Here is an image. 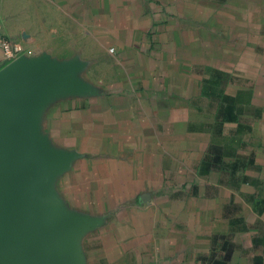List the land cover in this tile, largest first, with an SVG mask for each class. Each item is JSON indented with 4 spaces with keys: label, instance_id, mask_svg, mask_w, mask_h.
<instances>
[{
    "label": "crops",
    "instance_id": "0c3cea01",
    "mask_svg": "<svg viewBox=\"0 0 264 264\" xmlns=\"http://www.w3.org/2000/svg\"><path fill=\"white\" fill-rule=\"evenodd\" d=\"M2 38L58 75L17 102L46 165L12 211L0 158V264H264V0H0Z\"/></svg>",
    "mask_w": 264,
    "mask_h": 264
},
{
    "label": "water",
    "instance_id": "95a60500",
    "mask_svg": "<svg viewBox=\"0 0 264 264\" xmlns=\"http://www.w3.org/2000/svg\"><path fill=\"white\" fill-rule=\"evenodd\" d=\"M50 66L45 58L37 64L33 58L18 57L0 70V158H7L12 165L27 170L25 189L12 211L31 199L46 165L27 128L17 118V102L38 83L58 75Z\"/></svg>",
    "mask_w": 264,
    "mask_h": 264
},
{
    "label": "built area",
    "instance_id": "2783aa9c",
    "mask_svg": "<svg viewBox=\"0 0 264 264\" xmlns=\"http://www.w3.org/2000/svg\"><path fill=\"white\" fill-rule=\"evenodd\" d=\"M0 48L2 49L3 56L6 59L15 58L21 52V43L19 41L2 38L0 40ZM112 50V48H110Z\"/></svg>",
    "mask_w": 264,
    "mask_h": 264
},
{
    "label": "rangeland",
    "instance_id": "374dc122",
    "mask_svg": "<svg viewBox=\"0 0 264 264\" xmlns=\"http://www.w3.org/2000/svg\"><path fill=\"white\" fill-rule=\"evenodd\" d=\"M14 41H17V40H14ZM93 44V43H92ZM92 44H91V46H92ZM92 48V47H91ZM20 55V56H19ZM19 55H17L16 57L18 58V57H21V53L19 54ZM26 59H28V58H26ZM30 59H32V58H30Z\"/></svg>",
    "mask_w": 264,
    "mask_h": 264
}]
</instances>
